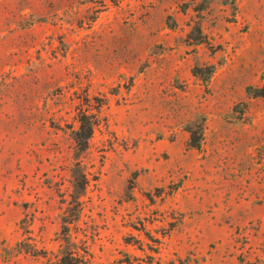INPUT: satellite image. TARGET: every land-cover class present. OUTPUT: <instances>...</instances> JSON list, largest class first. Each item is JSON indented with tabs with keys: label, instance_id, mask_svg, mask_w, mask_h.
<instances>
[{
	"label": "rangeland",
	"instance_id": "rangeland-1",
	"mask_svg": "<svg viewBox=\"0 0 264 264\" xmlns=\"http://www.w3.org/2000/svg\"><path fill=\"white\" fill-rule=\"evenodd\" d=\"M66 254L264 264V0H0V264Z\"/></svg>",
	"mask_w": 264,
	"mask_h": 264
},
{
	"label": "trees",
	"instance_id": "trees-1",
	"mask_svg": "<svg viewBox=\"0 0 264 264\" xmlns=\"http://www.w3.org/2000/svg\"><path fill=\"white\" fill-rule=\"evenodd\" d=\"M82 128L79 132L76 133L77 140L83 141L84 145L87 144L88 140L91 138L93 134V126L92 123L88 122V118L85 116L83 119H81ZM85 124H88L86 126ZM82 133H85L83 136ZM194 147L198 148V145H193ZM74 254H66L60 259V264H84V261L81 260L78 257L72 256Z\"/></svg>",
	"mask_w": 264,
	"mask_h": 264
}]
</instances>
